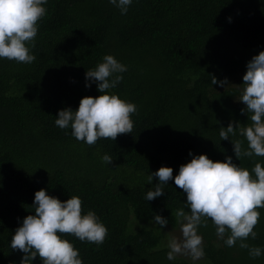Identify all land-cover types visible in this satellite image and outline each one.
Returning <instances> with one entry per match:
<instances>
[{
	"label": "trees",
	"instance_id": "obj_1",
	"mask_svg": "<svg viewBox=\"0 0 264 264\" xmlns=\"http://www.w3.org/2000/svg\"><path fill=\"white\" fill-rule=\"evenodd\" d=\"M45 7L32 49L36 60L0 59V264H20L25 255L10 241L34 214L40 189L61 201L79 196L84 213L95 211L107 226L99 246L64 234L84 264H199L183 254L167 259L164 234L182 238L175 213L186 193L170 180L164 195L147 201L146 191L159 182L153 177L149 184L148 176L162 166L177 175L190 162V151L214 162L231 156L249 170L264 160L239 161L231 140L247 148L246 139L219 135L230 122L251 124L239 100L247 63L264 51V0H133L126 15L108 0H48ZM107 54L128 69L109 91L138 111L132 133L88 145L55 119L59 110H76L82 98L101 94L96 83L85 86V74ZM213 77L228 84L213 85ZM104 154L119 171L92 169L96 161L105 163ZM259 211L258 235L247 243L264 247V208ZM132 213L144 220L161 215L168 226L136 232ZM199 233L206 253L201 264H264V255L251 258L239 241L228 247L211 221ZM32 264H42L39 256Z\"/></svg>",
	"mask_w": 264,
	"mask_h": 264
},
{
	"label": "clouds",
	"instance_id": "obj_2",
	"mask_svg": "<svg viewBox=\"0 0 264 264\" xmlns=\"http://www.w3.org/2000/svg\"><path fill=\"white\" fill-rule=\"evenodd\" d=\"M108 2L118 8L121 15H126L133 4V0ZM47 3L48 0H0V59L23 64L36 60L32 49L35 48L39 21L47 15ZM246 67L239 101L246 105L241 112L248 114L251 124L230 122L227 128L219 130L221 140H229L237 134L246 139L247 148L242 140L230 139L239 161L243 157H264V51L253 56ZM127 70V66L113 55H105L102 62L85 74V86L90 88L96 83L101 94L82 98L76 110L71 107L59 110L55 125L60 129L70 128L76 140L88 145H94L101 138L115 141L120 134L132 133V115L137 113V105L109 91L124 79L122 73ZM211 83L223 87L228 81L213 77ZM189 156L192 157L190 162L181 165L175 176L173 168L166 166L148 176L149 184L153 177L159 182L146 191L147 201L164 195L170 180L186 193L187 202L175 213L181 222L182 238L169 240L167 259L175 260L181 254L190 256L193 262L204 258L206 253L199 228L206 227L209 221L216 226L217 237L228 247L236 246L239 241V246L247 249L251 258L264 255V247L247 243L249 237L256 239L258 235L254 229L260 220L259 209L264 208V160L257 161L249 170L234 163L231 156L224 162H214L206 154L195 155L191 151ZM102 161L109 165L114 160L104 154ZM82 204L79 196L72 195L61 201L45 189L36 191L34 214L23 219L10 241L13 250L25 254L20 264H32L37 256L42 264H84L79 249L64 238V234L99 246L104 243L109 230L95 211L84 213ZM151 223L162 230L168 220L155 215Z\"/></svg>",
	"mask_w": 264,
	"mask_h": 264
},
{
	"label": "rangeland",
	"instance_id": "obj_3",
	"mask_svg": "<svg viewBox=\"0 0 264 264\" xmlns=\"http://www.w3.org/2000/svg\"><path fill=\"white\" fill-rule=\"evenodd\" d=\"M95 172H102V173H107V172H113V171H119L118 168H116L114 165H112L111 167L109 165H107L106 163L100 164L97 161L94 163V168H92ZM113 180V179H112ZM152 220H144V219H138L136 218V216L132 213L131 214V218H130V223H132L131 225V229H134V231L136 230H142V229H146V230H150V229H154L152 227ZM137 223H138V229H137ZM168 225L165 226V228H167ZM164 228V227H163ZM162 228V229H163ZM168 230V229H167ZM160 232L162 230H159ZM165 235V239H164V243L166 244V240L169 241L173 236L171 233H169V237H167V234ZM187 256V255H186ZM187 258L191 259L190 256H187ZM195 263H204V260L202 261H196Z\"/></svg>",
	"mask_w": 264,
	"mask_h": 264
}]
</instances>
